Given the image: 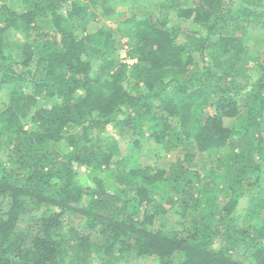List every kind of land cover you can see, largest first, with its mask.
<instances>
[{
  "label": "trees",
  "instance_id": "1",
  "mask_svg": "<svg viewBox=\"0 0 264 264\" xmlns=\"http://www.w3.org/2000/svg\"><path fill=\"white\" fill-rule=\"evenodd\" d=\"M108 3L0 0V264H264V60L235 34L264 0L161 1L120 30L131 65L86 30Z\"/></svg>",
  "mask_w": 264,
  "mask_h": 264
},
{
  "label": "rangeland",
  "instance_id": "2",
  "mask_svg": "<svg viewBox=\"0 0 264 264\" xmlns=\"http://www.w3.org/2000/svg\"><path fill=\"white\" fill-rule=\"evenodd\" d=\"M163 2L164 0H140L138 4L135 6V10H133V3L127 2L123 3V0H109L108 5L104 6L103 9L111 8L109 11V16H102L100 9L95 11V18L90 20L86 24V30L88 29V32H94L97 31L99 28L103 27L108 30H111L114 32V36L116 38V45L118 48L117 55L121 62L127 63L128 65L133 64L134 60L128 57V54L126 53L129 49V42H127V38L121 37L120 30L122 27H124V23L126 24V21L133 17V15L140 16V15H154L161 17V15H165V11L162 7H160L159 2ZM184 1V0H182ZM186 1V0H185ZM114 2V4H113ZM182 6H185L182 4ZM169 20H167L166 26L170 27L177 21L181 24L183 28V32H189L190 30H193L192 27L183 22L174 19L173 13L169 12ZM167 15V19H168ZM171 17L173 19H171ZM178 24V23H177ZM124 25V26H123ZM240 28L236 29V35L243 36L245 40H247V44L249 46L248 54H252L251 56H258V62H261L264 60V43L263 41L257 42V38H261L264 40V30H253V34H251V28L244 30ZM246 33V34H245ZM252 36L248 38V36ZM183 38V34L179 37L178 41H181ZM101 62L99 59L96 62V65ZM257 66L256 63H248L246 65L247 68V75L251 74L253 72V69ZM256 70V69H255ZM253 76L256 77L258 75L257 71H254ZM133 83V80L130 75H127L124 85L130 89V85ZM7 101V94L1 93L0 94V105L6 104ZM40 103V102H39ZM42 107H45L43 105ZM110 129V128H109ZM111 132V131H110ZM109 132V133H110ZM114 133V137L116 136L119 145L122 147L123 150L130 149L132 147V141L133 138L128 135H123L119 131H112L111 134ZM121 134V135H120ZM134 153L137 155L134 157V160L138 162V164L142 166L149 165L150 167H155L162 159L169 160V161H175L179 158V155L177 154H166L164 152L160 153L159 150H156L155 146L152 143H146V142H140L139 148L133 150ZM133 160V161H134ZM134 161V162H135ZM247 205V199L243 198L239 201L238 210H243ZM176 216L175 215H168L167 219L168 221L172 222L173 224L176 223ZM140 263V262H139ZM142 264H147L146 262H143Z\"/></svg>",
  "mask_w": 264,
  "mask_h": 264
}]
</instances>
